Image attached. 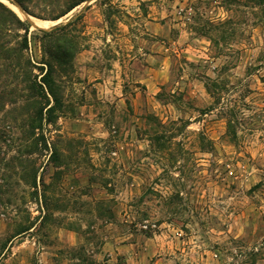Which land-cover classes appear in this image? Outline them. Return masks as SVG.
I'll return each mask as SVG.
<instances>
[{"label":"rangeland","instance_id":"1","mask_svg":"<svg viewBox=\"0 0 264 264\" xmlns=\"http://www.w3.org/2000/svg\"><path fill=\"white\" fill-rule=\"evenodd\" d=\"M0 3V264H264V0ZM69 23L39 115L17 65Z\"/></svg>","mask_w":264,"mask_h":264},{"label":"trees","instance_id":"2","mask_svg":"<svg viewBox=\"0 0 264 264\" xmlns=\"http://www.w3.org/2000/svg\"><path fill=\"white\" fill-rule=\"evenodd\" d=\"M33 1L34 0H14V3L21 9L24 14L39 17L38 15H34L35 13L32 10L31 5ZM84 1L87 0H48L49 5L51 6L45 8L48 14L40 18H46L52 21L57 20ZM0 26H4V29L9 27V30H16L17 33H15V35L20 38L19 42H17L16 47H7L6 41H4V43L0 42V53H3L7 58H10L11 56H13V54H16L17 56L23 58V52L27 48L26 36L29 29L27 21H22L12 10L0 3ZM69 26L70 23L60 26L59 28H55L50 32H43V36L44 38L48 39L49 44V40H51L53 37L55 38L52 39V43L50 45L47 43L48 47L44 48V51L48 55V58L50 60L48 59L43 63L45 69H43V67H39V70H45V73L40 78V83L42 85L38 84L33 79L34 77L30 78V69L32 65L28 59L24 58L23 62L17 65L19 66V68L20 66L22 68V81L25 82L30 92L34 93L37 89L39 91L41 90V96L39 97L43 100V103L39 102V108L37 109L39 115L42 113V110L49 104V100L44 94L42 86H44L46 93L50 96L54 104L58 103L54 90V75L56 73L57 66L59 67L65 64V62L69 58L67 52L69 43L66 38L67 35L65 33ZM19 30L23 31L21 35H19L18 33ZM53 110L54 106H50L46 109L45 114L49 117V115L51 116Z\"/></svg>","mask_w":264,"mask_h":264},{"label":"bare ground","instance_id":"3","mask_svg":"<svg viewBox=\"0 0 264 264\" xmlns=\"http://www.w3.org/2000/svg\"><path fill=\"white\" fill-rule=\"evenodd\" d=\"M13 9H14V7H13ZM50 25H52V22H49V21H35V23H33L32 26H34V27L39 26L42 28H46V27H49Z\"/></svg>","mask_w":264,"mask_h":264},{"label":"water","instance_id":"4","mask_svg":"<svg viewBox=\"0 0 264 264\" xmlns=\"http://www.w3.org/2000/svg\"><path fill=\"white\" fill-rule=\"evenodd\" d=\"M53 21H57V20H53ZM33 25V23H31Z\"/></svg>","mask_w":264,"mask_h":264},{"label":"crops","instance_id":"5","mask_svg":"<svg viewBox=\"0 0 264 264\" xmlns=\"http://www.w3.org/2000/svg\"><path fill=\"white\" fill-rule=\"evenodd\" d=\"M116 249H118V247H116Z\"/></svg>","mask_w":264,"mask_h":264}]
</instances>
